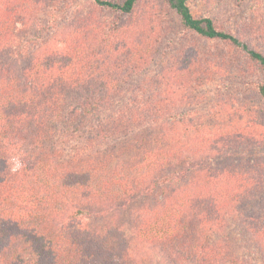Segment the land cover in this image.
Wrapping results in <instances>:
<instances>
[{"label":"trees","instance_id":"obj_1","mask_svg":"<svg viewBox=\"0 0 264 264\" xmlns=\"http://www.w3.org/2000/svg\"><path fill=\"white\" fill-rule=\"evenodd\" d=\"M43 1L16 4L19 13L32 16ZM88 1L89 11L71 31L52 40L59 41V47H40L23 66L15 61L16 52L0 57V264H143L137 252L144 243L163 246L176 264L188 263L189 258L194 264H239L231 241L208 235L217 224L211 215L230 211L229 202H245L256 189L235 191L223 183L228 175L222 171L206 172L200 183L191 181L195 175L186 182L183 171L162 176L160 167L173 158L169 142L174 140L157 123L148 122L164 115L162 94L154 90L147 100L143 93L123 100L126 93L120 91L137 68L154 61L161 72L169 73L180 63L188 68L194 60L192 72L199 86L224 75L218 61L188 44L195 37L242 52L260 73L255 91L264 101V51L219 27L210 16L194 15L188 0H145L151 9L141 13L137 7L144 0ZM96 9L110 13L109 22ZM170 14L176 15L179 28L167 20ZM190 52L197 56L190 58ZM242 108L236 105L223 117L216 112L223 123L212 124L201 140L211 139L213 133H231L232 121L243 119ZM224 118H230L228 124ZM148 131L152 134L146 135ZM178 131L190 132V124ZM186 148L190 153V145ZM13 149L23 153L26 165L15 174L7 164ZM220 175L224 178L218 179ZM231 178L236 179L235 173ZM168 183H185L188 188L165 194L164 185L172 187ZM141 192L160 194L164 202L158 204L161 210L141 219L128 240L76 228L80 216L106 214L109 203ZM203 203V210L198 209ZM192 221L193 238L186 226ZM240 222L264 244L263 206L251 207ZM218 224L226 225L223 216Z\"/></svg>","mask_w":264,"mask_h":264},{"label":"rangeland","instance_id":"obj_2","mask_svg":"<svg viewBox=\"0 0 264 264\" xmlns=\"http://www.w3.org/2000/svg\"><path fill=\"white\" fill-rule=\"evenodd\" d=\"M158 1L161 4L163 0ZM40 5L42 6H38L39 9L35 8L32 16H28V11L22 10V13H19L21 8L16 4V0H0V31L3 30L0 35V57L7 58L16 52L14 59L20 62L19 66H23L25 61L32 59L31 54L36 56L39 54L40 47L46 45L47 48L56 45L59 47V41L52 40L69 33L71 25L89 11L88 0H44ZM188 5L194 15L210 16L219 27L236 34L250 46L264 51V0H188ZM147 8L151 9L144 0L138 4L137 10L141 13ZM96 13L105 14V22H109L112 16L104 10L96 9ZM170 18L173 26L179 28L176 15L170 14L167 20ZM161 21L164 24L167 22ZM8 29L12 32H7L4 37ZM189 41L188 44L193 43L198 52L203 54L205 52L204 56H211L214 61H218L220 67L225 70L224 75L219 74L217 78L199 86L200 80H197L199 77L192 72L194 60L190 65L187 64L188 68H185L186 63H180L178 70L169 73L161 72L160 64L154 61L151 66L137 68V71L131 74L132 81L122 86L120 92L126 93L123 100L140 93L145 95L143 100H147L149 93L154 90L162 94L160 105L165 110L164 115L148 121L157 123L160 130L166 132L165 136L170 135L174 140V143L169 142L173 144L172 151L170 150L173 158L166 164L162 163L163 166L160 167L162 176L183 171L187 173L186 182L200 183L206 172L222 171L223 175L228 176L231 172L232 175L229 177L224 178L220 175L218 179L224 178L223 183H227V186L230 185L235 191L243 190L245 187L256 189L254 194L249 196L251 200L229 202L226 207H231L230 211L219 214L210 212L211 218L215 219L217 224L213 222L215 225L208 235H219L231 241L236 247L239 264H264V244L259 242L257 237L250 235L249 229L248 231L246 228L242 229L243 222L239 224L251 207H264V101L255 91L260 73L253 64L246 61L242 52L228 44L195 37H190ZM194 56H197V53L190 52V58ZM122 72L125 74V70ZM220 102H225L229 106L219 105ZM239 104L243 106L241 112L243 119L232 121L231 133H213L214 138L201 140L208 134V128L212 124L223 123L221 118L223 114L227 115L229 111L232 113L231 110ZM230 118H224L225 124ZM187 124H190V132L179 133V128ZM149 134L152 132L148 131L146 135ZM188 145L190 153L186 151ZM194 146L195 149H191ZM173 151L176 153L172 154ZM199 169H203V172L197 171ZM234 173L236 179L231 178ZM190 175H195L191 181ZM218 179L214 181L217 182ZM168 184L172 187L165 184V194L171 193L172 190L181 194L188 188L184 187L185 183ZM163 198L160 194L134 193L126 201L119 200L120 202L113 205L109 203L110 211L106 214L97 215L93 212L88 218L80 216L76 220V228L126 241L133 237L135 228L144 216H151L155 211L162 209L158 204L164 202ZM165 204L168 206V203ZM205 206L206 203L199 204L198 209L203 210ZM93 210H98V207H94ZM200 214L202 216L204 211H200ZM222 216L226 225L221 227L218 219ZM180 223L183 222L180 220ZM183 224H179V227ZM186 226L190 237L193 238L196 228L193 221ZM199 226L207 230L205 226L197 227ZM133 243L134 241L131 245ZM138 249L137 256L143 264H176L161 245L153 247L144 243L141 249ZM184 264L194 263L189 258V262Z\"/></svg>","mask_w":264,"mask_h":264},{"label":"clouds","instance_id":"obj_3","mask_svg":"<svg viewBox=\"0 0 264 264\" xmlns=\"http://www.w3.org/2000/svg\"><path fill=\"white\" fill-rule=\"evenodd\" d=\"M23 153L12 150L7 160L9 171L13 174L20 172L25 168V161L22 159Z\"/></svg>","mask_w":264,"mask_h":264}]
</instances>
